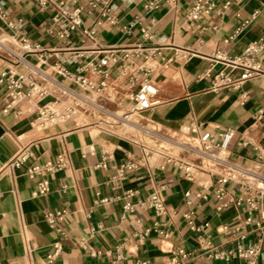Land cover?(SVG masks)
I'll use <instances>...</instances> for the list:
<instances>
[{
  "label": "crops",
  "instance_id": "1",
  "mask_svg": "<svg viewBox=\"0 0 264 264\" xmlns=\"http://www.w3.org/2000/svg\"><path fill=\"white\" fill-rule=\"evenodd\" d=\"M1 1L6 12L0 15V32L17 41L25 38L37 43L40 52L26 55L24 62L5 50L0 52V264H164L177 248L186 253V264H248L244 258L221 260L210 255L214 250L227 251L264 240L262 229L245 224L244 202L247 195L261 192L259 208L253 213L259 219L264 209V74L239 87L214 90L211 80L217 71L233 77L238 72L221 63L210 68L209 57L215 51L236 55L248 43L264 41V0H231L227 9L194 23L185 17L187 0H162L152 10L144 7L150 0H110L113 23L100 17L99 8L82 13L89 15L83 25L95 30V43L83 39L78 30L66 40L49 34L54 6L39 9L31 0ZM53 3H62L68 10L80 4L89 10L87 0ZM252 16L246 27L235 32ZM9 22H19L20 27L14 29ZM67 44L83 49L86 55L75 63L65 62L69 52L62 48ZM110 45L159 47L160 54L150 60L151 82L159 102L140 115V129L125 126L131 120L129 114L124 116L130 106L118 104L120 107L110 109L96 97L81 103L71 119L46 127L34 124L36 107L25 111L26 103L20 115L1 112L6 92L1 82L4 72L14 68L48 90L49 95L35 105L54 97L63 102L67 97L62 85L78 88L50 66L61 62L73 72L86 70ZM42 56L48 57L46 63L41 62ZM261 64L264 69V59ZM108 71V89L118 82L115 89L124 95L127 81L117 75L114 65H109ZM121 86L126 89H119ZM101 114L119 123L111 133L100 128L110 122L100 121ZM192 122L215 134L233 131L227 151L217 157L226 156L236 163L238 174L231 177L203 170L199 176L195 163L173 157L168 148L158 149L159 142L170 144L169 137L160 135L159 130L180 132ZM25 147L32 156L19 168H6L10 158ZM59 153L66 154L67 166L46 176L50 184L46 195L32 196L36 180L25 173L27 164L44 162ZM125 162L136 166L118 177L116 169ZM184 164L191 165L192 180L182 169ZM221 177L226 178L224 183L218 182ZM220 186L227 205L218 209L215 193ZM128 191H133L129 197ZM154 191L165 203L162 214L139 204ZM198 193L206 198L196 196ZM104 198L107 201L102 202ZM126 202L132 204L131 210L124 209ZM59 210H64L63 216L50 226L45 213ZM189 210L199 230L191 229L184 217ZM261 223L264 225V220ZM55 243L59 249L48 260ZM255 264L263 262L258 259Z\"/></svg>",
  "mask_w": 264,
  "mask_h": 264
},
{
  "label": "built area",
  "instance_id": "2",
  "mask_svg": "<svg viewBox=\"0 0 264 264\" xmlns=\"http://www.w3.org/2000/svg\"><path fill=\"white\" fill-rule=\"evenodd\" d=\"M39 9H46L54 6L56 14L51 18V25L47 31L49 34L55 35L58 39L66 40L70 38L73 31L78 30L79 35L83 39H90L95 43V30L92 28H86L83 25L84 18L89 15H82V13L90 14L94 9L99 8L100 17L104 18L107 22L113 23L114 18L110 15V0H87L89 10H85L84 6L78 5L73 10H68L62 3L55 4L53 0H31ZM162 0H150L144 7L147 10L156 9ZM188 7L185 17L191 22H197L200 19L210 16L214 13H220L227 9L231 0H187ZM4 3L0 0V15L5 16ZM251 18L245 19L239 28L246 27ZM10 27L17 29L20 27L19 22L17 24L8 23ZM96 24L99 25L100 21L97 20ZM144 35L145 30H142ZM15 39V38H14ZM16 40V39H15ZM17 41V40H16ZM19 54L7 51L8 54H14L19 61L24 62V58L28 54H36L40 52V47L37 43H31L25 38L18 40ZM64 51L69 52L65 62L75 63L85 54V51L81 48L73 49L68 44L62 48ZM62 49L57 50L60 51ZM104 54L96 63H89L86 65L87 69L80 68L79 72H73L61 62H54L50 67L61 78L75 84V86L84 93H97L101 94L106 89V78L109 75V65H114L118 76L127 81L128 89L124 94L128 100L130 109L124 114H132L135 112L145 111L152 107L156 103L154 97L156 96L157 89L151 82L152 67L150 60L152 57L159 55V47L157 45H133V46H115L110 45L103 49ZM58 58V56H56ZM187 57V55H183ZM47 58L42 56V63L47 62ZM264 59V41H254L248 43L241 53L236 55H226L224 52L215 51L209 57L210 68L216 63H221L224 66L231 68L238 72L237 76L233 77L229 73L219 70L212 75V88L219 90L224 87L234 86L239 87L244 81L263 75L264 69L262 68L261 61ZM84 72V73H83ZM210 76V73H207ZM95 77V78H94ZM1 82L6 87V92L2 97L1 112L4 114L13 113L20 115L23 113L22 104L26 103L27 108L25 111H29L34 107L37 110V116L34 124L38 127H46L59 122H64L71 119L74 112V105L71 103H63L58 97H54L52 100L43 102L40 105H35L36 102L43 101L48 95V90L39 84L34 79H31L25 73L19 72L12 68L7 72H4L1 76ZM66 88L65 86H61ZM115 93H118L114 89ZM117 95V94H116ZM109 99H113L115 96L113 93L107 94ZM119 96H117V99ZM115 99V98H114ZM214 129H218L217 126ZM182 130L194 140H197L200 144L211 143L215 148L216 153H224L227 151L229 144L233 137V131L225 129L218 131L216 134L212 130H207L202 125L196 123L185 124ZM32 152L28 147L20 149L14 156L10 158L5 165L8 169H15L21 167L30 157ZM218 156V155H217ZM169 159L174 160L171 157ZM227 158V157H226ZM67 166V157L65 153H59L54 158L48 159L44 162H30L25 168V173L31 179L36 180L35 188L32 191V196L46 195L50 190L49 180L47 175L49 173L60 171ZM136 165L134 162H125L120 164L116 169V175L121 177L125 171L134 168ZM181 167V165H179ZM182 169L189 179H193L191 165L184 164ZM226 178L221 177L218 182L224 183ZM249 187V185H247ZM64 188V187H63ZM133 191H128L127 197L131 196ZM261 192L255 191V194H249L245 197L244 202L247 206V217L245 224H254L258 229H262L264 233V225L261 221L264 220V209L260 212V218H256L253 213L258 210V198ZM188 195V193H187ZM258 195V196H257ZM196 196L205 199L204 194L198 193ZM216 198L219 200L218 209L225 207L227 201H225V190L222 186L218 187L215 193ZM101 201H107V199H101ZM241 200L237 202L240 204ZM191 200L187 201L190 204ZM140 205H146L151 207L157 214L165 212V203L158 191L152 192L144 201L139 202ZM124 209L131 210L132 204L126 202ZM64 214V210L56 212L47 211L45 213V219L50 226H54L58 219ZM192 210L187 211L184 217L188 220V224L191 229L199 230L191 220ZM244 236H241L243 238ZM209 242L204 246L208 248ZM55 251L48 255V260H51L58 251V244H54ZM214 259L229 260L233 257L244 258L248 264H255L258 259H261L264 264V240L255 244L243 247L237 245L234 249L227 251L214 250L211 255ZM186 253L183 249L177 248L172 251L171 256L166 260L164 264H186ZM135 264H149L148 261H137Z\"/></svg>",
  "mask_w": 264,
  "mask_h": 264
},
{
  "label": "rangeland",
  "instance_id": "3",
  "mask_svg": "<svg viewBox=\"0 0 264 264\" xmlns=\"http://www.w3.org/2000/svg\"><path fill=\"white\" fill-rule=\"evenodd\" d=\"M0 33H3V32H0ZM19 49L20 48H17L16 50L20 51ZM0 52H2V50H0ZM109 82L110 81L106 82L105 91H103V93L101 94H98L97 102L110 109H114L120 106H129L128 100L125 98L126 97L125 95H120L121 93L119 94V93L114 92L115 91L114 89L116 87L115 84H117L118 82L113 83L111 89H108L107 85ZM72 87H75V86L72 85ZM121 88L126 89L125 87L123 88V86L119 87V89ZM75 91H77L78 93H83L82 91L78 89H76ZM111 92L115 96L114 97L115 99L108 98L107 94ZM125 93L126 92H124L123 94ZM117 96H119L120 99H117ZM66 103H69V102H66ZM70 103L74 105L72 101ZM118 104H120V106ZM127 111L128 110H126V112ZM105 120L110 121L109 124L111 125L116 126L117 124H119V123H113L108 117H106V115L101 114L100 121L105 122ZM92 125H95V123H92ZM100 128L104 130L105 132L111 133L110 128L108 129L107 126H101ZM159 134L167 135L169 137L170 144L159 142L157 144L159 145L158 149L164 150L165 148H168L170 155H172L173 157L184 159L187 162L195 163L197 165V169L199 168L198 171L196 172L197 175L201 176V173H205L203 172V170L204 171L208 170L213 173H220L221 175H224V176H231V175L238 174L237 166H235L236 163L229 161L226 158V156L224 157V159L218 158L217 157L218 154L216 153V150L215 148L212 147V145L211 147L208 145L204 148L203 146H205L206 144L203 145V144L198 143L197 140H194L191 137H189V135L186 134L183 130H181L180 132L159 130ZM251 181H253V179H251Z\"/></svg>",
  "mask_w": 264,
  "mask_h": 264
},
{
  "label": "bare ground",
  "instance_id": "4",
  "mask_svg": "<svg viewBox=\"0 0 264 264\" xmlns=\"http://www.w3.org/2000/svg\"><path fill=\"white\" fill-rule=\"evenodd\" d=\"M17 48H19L18 41H16L12 36H10L8 34H4V33L1 34L0 33V50H5V51L9 50L10 52H14L15 54L16 53L19 54V51L16 50ZM107 88H108V86H107ZM62 93H63V95H65L67 97L66 100H63V103H66V102L70 103L71 101L74 103V108L75 109H74V112H73L72 116L77 114L80 111L81 103H83V102L87 103V101H90V99H92L94 97L97 98V96H98L97 93H84V92L83 93H78L77 91H75V88H73V89L72 88H63ZM153 100H154L155 103L159 102L156 96L154 97ZM96 107L99 108V109H102L101 106H96ZM142 113H143V111L129 114L131 120L128 121V122H125V126L130 127L132 129H140L141 128L140 127V115ZM109 123H107L108 124L107 125L108 129L110 128V131H114L115 129H114L113 125H111ZM208 145L211 146V143L208 142L203 147L205 148Z\"/></svg>",
  "mask_w": 264,
  "mask_h": 264
}]
</instances>
